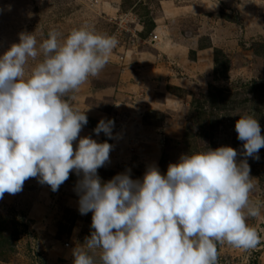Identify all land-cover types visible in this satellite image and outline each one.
Wrapping results in <instances>:
<instances>
[{"label": "rangeland", "instance_id": "obj_1", "mask_svg": "<svg viewBox=\"0 0 264 264\" xmlns=\"http://www.w3.org/2000/svg\"><path fill=\"white\" fill-rule=\"evenodd\" d=\"M0 9V55L21 32L33 33L38 48L50 31L63 41L84 27L118 40L100 74L65 97L87 115L80 137L113 146L98 169L102 181L129 169L142 179L151 165L166 174L181 154L208 148L241 152V116L258 119L264 136V0H0ZM42 59H29L26 77ZM101 119L114 120L112 138L94 133ZM247 163L257 181L250 199L264 204V148ZM78 179L70 173L53 192L30 178L21 192L4 194L0 264H64L61 242L83 244L78 235L90 236L92 213H79ZM247 223L261 243L250 250L218 244V264H264V214Z\"/></svg>", "mask_w": 264, "mask_h": 264}, {"label": "clouds", "instance_id": "obj_2", "mask_svg": "<svg viewBox=\"0 0 264 264\" xmlns=\"http://www.w3.org/2000/svg\"><path fill=\"white\" fill-rule=\"evenodd\" d=\"M18 35L0 55V199L21 192L30 178L56 192L75 172L78 210L92 213V231L73 249V264H218V244L250 250L261 243L247 223L264 214V204L250 199L257 181L247 163L264 148L258 119L236 121L241 152L208 148L181 154L166 174L151 165L142 179L133 180L129 169L102 181L98 169L113 146L80 137L87 115L65 97L100 74L118 40L84 27L63 41L50 31L38 48L33 33ZM41 55L26 77L29 59ZM114 123L101 119L93 131L112 138Z\"/></svg>", "mask_w": 264, "mask_h": 264}, {"label": "crops", "instance_id": "obj_3", "mask_svg": "<svg viewBox=\"0 0 264 264\" xmlns=\"http://www.w3.org/2000/svg\"><path fill=\"white\" fill-rule=\"evenodd\" d=\"M55 215H57V214H55ZM91 229V227L89 228V230ZM86 230H87V228H86ZM78 232H80V228H79V230L77 231V234H78ZM91 232V231H90ZM83 235H85V233H83V232H81V233H79V235H78V240L79 239H83V240H79V243L81 244V243H84V240H85V237L86 236H84V238H83ZM65 241V240H64ZM64 241H62L61 242V245H60V252L59 253H61V257L62 258H64V259H62V262H63V260H64V264H73V256H72V251H73V249L75 248V247H77V246H79V245H76V246H74V245H72L71 247H68L67 249L63 246V242ZM70 243H71V241H70ZM64 247V248H63ZM66 252H68V254H69V257H68V259H67V253ZM95 255H99V250H96L95 251ZM58 259V258H57Z\"/></svg>", "mask_w": 264, "mask_h": 264}, {"label": "built area", "instance_id": "obj_4", "mask_svg": "<svg viewBox=\"0 0 264 264\" xmlns=\"http://www.w3.org/2000/svg\"><path fill=\"white\" fill-rule=\"evenodd\" d=\"M149 41L153 44H157L159 41V34L157 33V28L152 31V34L149 37ZM64 247H71L68 241L63 243Z\"/></svg>", "mask_w": 264, "mask_h": 264}]
</instances>
